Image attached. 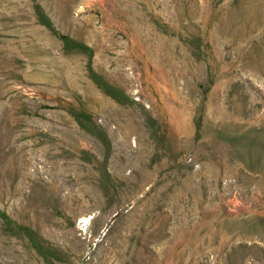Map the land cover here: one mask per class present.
I'll return each mask as SVG.
<instances>
[{
  "label": "rangeland",
  "instance_id": "374dc122",
  "mask_svg": "<svg viewBox=\"0 0 264 264\" xmlns=\"http://www.w3.org/2000/svg\"><path fill=\"white\" fill-rule=\"evenodd\" d=\"M0 264H264V0H0Z\"/></svg>",
  "mask_w": 264,
  "mask_h": 264
}]
</instances>
